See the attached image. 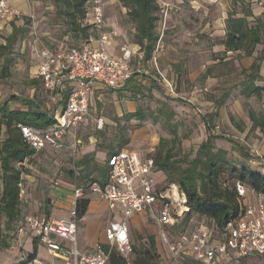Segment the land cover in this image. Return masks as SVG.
Here are the masks:
<instances>
[{"label": "rangeland", "instance_id": "374dc122", "mask_svg": "<svg viewBox=\"0 0 264 264\" xmlns=\"http://www.w3.org/2000/svg\"><path fill=\"white\" fill-rule=\"evenodd\" d=\"M5 1L10 10L14 12L10 19L14 18V24L19 28V31L8 51L7 60L0 58V105L10 100L11 96H16L30 99L41 109L48 110L52 105L46 99L42 81L35 77L36 53L41 48L57 49L58 47L80 46L84 43V39L80 32L73 29L69 18L60 13L51 0ZM175 8L176 6H174V10H172L174 13L169 19L172 22L178 21L185 13L180 12L179 9L176 11ZM104 12L110 26H113L111 28L117 32L115 38L117 53L122 54L123 47L136 46L133 41L135 29L128 20L126 8L123 7L121 1L104 0ZM185 14L190 13L187 11ZM197 16L199 18V15ZM159 17L160 19L156 23V32L159 38L152 59L143 61L137 55L131 62L134 68H139L142 72L136 75L135 83H132L139 88L137 96H133L130 90L95 92L88 118L76 130L66 135L68 145L73 143L76 138L80 140L78 146L61 150L46 147L18 165L25 169L21 175L20 184L21 218L42 212V208L45 207L46 200L50 196L49 190L56 187L70 190L73 186L84 183L85 180L95 178L98 171L105 168V155L110 152L111 148L118 149L117 141L112 140L114 138L118 141L121 138L128 139L125 148L144 151L148 146L150 136L156 134L159 139L167 138L170 141L174 146L175 158L185 160L182 166L188 165L189 161L194 158H199L203 163L206 156L199 154L198 149L208 134L203 122L205 116L208 117L211 125L210 133L215 136L212 152L219 149L225 150L228 161L236 168L242 166L251 169L264 168V135L258 129H250L251 123L248 117L249 110L256 113L264 111V93L261 97H246L241 93L242 89L237 84L241 73L238 72L232 60L218 63L219 66L216 65L212 68L211 76H206V69L215 60V54L203 53V48L208 47L209 49L210 47L207 43V45H203V38H200L203 35L198 34L197 41H194V36L190 35L178 33L174 36L173 34L178 30L170 27L165 28L164 15L161 10ZM86 22V20L82 21V25L85 26ZM191 26V30H196L199 23L192 22ZM2 27L0 42L4 43V38L12 32V25L9 23L3 26L2 23ZM170 30H174V33H166ZM163 44L165 45L163 46ZM167 44L170 45L169 56L161 54V58L165 60H160L158 55L163 49L167 50ZM171 56L177 60V68L167 66L169 59L166 58ZM224 56L222 53H217L219 60H223ZM6 61L9 63V68L6 75L2 76V67ZM223 65L225 67H222ZM156 67L162 72L166 71L173 79L179 93L178 97H168L164 94L165 92L158 91L152 84L149 74L154 72ZM189 70L196 76L192 81L188 77ZM225 93H228L226 97H224ZM10 105L12 108H24L18 100L9 101ZM138 107L145 114L142 121L126 117V114L135 112ZM100 118L103 121L101 127L96 123ZM173 132L176 133V138ZM241 150L244 151V154L241 153ZM91 153H94V157L90 166L94 165V168L87 172L89 175L86 177L80 172L77 162L85 154ZM198 170H201V167ZM157 175L159 176V173ZM252 194L251 191L248 192L249 197ZM252 198L254 200V197ZM57 205L60 204H54L53 210L58 214ZM135 216L140 218L136 223H134ZM146 216V213H141L133 215L131 218L135 248L138 250L143 242H146L149 237H153L157 255L152 264H160L163 261L173 264L168 248L162 240L160 227L151 222H147L149 227H141L142 221L146 222ZM198 222L195 215L186 216L172 235L178 236L182 232L189 234ZM19 225V222L11 223L10 227H6L5 223L2 225L5 234L8 235L10 247L0 251V264H21L24 256L32 251L35 241L29 235H18ZM105 229V226H98L99 236ZM100 238L97 246L105 243V239ZM77 243L78 247L82 249L78 233ZM86 249H92V247ZM102 250L108 251L105 245L102 246ZM37 253L39 257L47 258V254L40 244H37ZM258 258L251 257L249 259ZM175 264L202 263L196 261L192 255L184 254L178 258ZM255 264L263 263L258 261Z\"/></svg>", "mask_w": 264, "mask_h": 264}, {"label": "built area", "instance_id": "2783aa9c", "mask_svg": "<svg viewBox=\"0 0 264 264\" xmlns=\"http://www.w3.org/2000/svg\"><path fill=\"white\" fill-rule=\"evenodd\" d=\"M157 2L162 3L164 16L174 9V4L170 2ZM88 4L92 33L83 44L71 48H41L36 53L35 77L42 81L47 100L55 109L54 121L46 128L18 124L24 141L35 150L67 148L66 135L88 118L94 92L101 88L119 89L142 73L131 63L137 46L123 47L121 56L109 53L108 48L116 44L117 32L108 26L104 0H89ZM13 13L7 2L0 0V28ZM149 77L166 95L172 98L179 96L174 81L159 68L156 67ZM96 123L101 127L102 118ZM79 143L80 140L75 138L70 147L75 148ZM150 143L149 155L145 158L128 148L106 156L108 176L105 183H92L86 190L97 199L106 201L111 211L122 216L121 221L110 222L106 227L105 243L91 250L78 247L77 205L85 199L86 191L81 186H75L68 216L57 215L53 210L50 213L40 212L25 216L18 226V235L31 236L47 254L48 259H43L36 253L28 264H106L112 251L131 264L133 243L127 219L146 212L152 213L160 227L173 264L184 254H190L204 264H253L248 263L251 257H259L256 262L264 263V193L252 192L249 197L246 185L236 181L235 190L244 203L236 218L220 231H215L206 221H199L191 233L182 232L173 236L190 211L187 195L177 182L165 180L163 184L157 183L153 174L156 169L153 154L159 137L152 136ZM103 245L107 247V252L102 250ZM27 259L28 254L23 260Z\"/></svg>", "mask_w": 264, "mask_h": 264}, {"label": "trees", "instance_id": "16d2710c", "mask_svg": "<svg viewBox=\"0 0 264 264\" xmlns=\"http://www.w3.org/2000/svg\"><path fill=\"white\" fill-rule=\"evenodd\" d=\"M60 13L66 15L74 30L82 34L84 42L92 33V24L90 23L89 0H51ZM123 7L126 8L128 20L133 24L135 32L133 41L138 50L134 57L139 55L143 61L152 59L158 41L156 32V23L160 19L159 11L161 10L157 0H120ZM239 8V9H238ZM241 13L242 16H237ZM251 18V19H249ZM14 19V18H13ZM13 19L5 20L4 25L11 23L12 32L4 38L5 42H0V58L7 60L8 51L12 46L19 28L14 24ZM86 20L87 24L82 25ZM226 35L222 41L225 51L234 53L241 51L244 55H252L257 45H264V18L255 17L251 9V1L231 0V11L225 20ZM3 28V27H2ZM0 28V35L2 33ZM78 47V46H75ZM224 56V57H225ZM264 61V49L254 62L247 69L241 68L242 80L238 86L242 89V94L246 97H261L264 93V86L256 85L261 81L260 75L261 62ZM8 61L2 67V76L8 71ZM212 74V68L206 69V76ZM134 78L129 80L117 92L130 90L133 96H137L139 88L135 85ZM158 91L164 92L160 87L152 82ZM133 88H130V87ZM44 89V88H43ZM47 99V92L44 90ZM165 94V93H164ZM166 95V94H165ZM228 93L224 94L226 97ZM168 96V95H166ZM169 97V96H168ZM18 100L24 108L12 109L9 101ZM48 110L41 109L30 99H22L11 96L10 100L0 105V251L9 249L10 243L8 235L5 234L3 223L10 227L13 222H23L24 218L20 216V184L21 175L25 172L24 168L18 165L24 163L39 151L33 149L24 141L18 124H27L36 128H46L54 121V107L49 106ZM127 118H134L142 121L145 117L142 109L138 107L135 112L126 114ZM248 117L251 123L250 129L256 130L264 135V111L256 113L253 110L248 111ZM207 129V138L203 141L198 149L199 154L206 156L203 163L199 158L189 161L188 165L182 166L185 160L175 158L174 146L167 138L159 139L156 152L153 154L154 163L157 169L163 171L166 180L177 182L187 195V205L190 209L187 216L195 215L198 221H206L213 226L215 231H220L229 221L236 218L242 210L244 203L243 198L238 196L235 190V182L241 181L246 185L247 191L264 193V172L262 169H251L242 166L236 168L226 157L225 150L219 149L212 152L214 137L211 132V125L208 117L203 118ZM176 138V133L173 132ZM117 141L118 149L113 150L106 156L124 149L128 139H112ZM244 154V151L241 150ZM94 153L85 154L77 165L81 167V172L88 177L89 170H93L94 165L90 166ZM201 167V170L198 168ZM108 176V167L98 171L95 178L85 180L79 186L88 190L92 183L104 184ZM89 200L82 199L77 205V219L84 216ZM52 206L50 199L46 200L42 212L50 213ZM147 242V243H146ZM142 246L135 248L133 244V253L131 264H152L156 257V247L153 237H149ZM32 246V251L28 253V259L23 260L21 264H28L29 259L37 253V243ZM107 264H127L126 261L116 252L109 254Z\"/></svg>", "mask_w": 264, "mask_h": 264}, {"label": "crops", "instance_id": "0c3cea01", "mask_svg": "<svg viewBox=\"0 0 264 264\" xmlns=\"http://www.w3.org/2000/svg\"><path fill=\"white\" fill-rule=\"evenodd\" d=\"M162 1L163 2H170V3L174 4V6H176V8H175L176 11L179 9L180 12L183 11L186 13L188 11L190 13L188 15H186L184 13L182 18H180L178 21L175 20L174 22L169 20L172 17L171 14H173L174 11H172L171 13L164 16L165 28L167 29L170 27V28L178 30L177 33L176 32L174 33V30L166 31V33L173 32L174 36H175V34H178V33L184 34V35L194 36V39H193L194 41H197L196 37L198 36V34L203 35L200 37V38H203V45H205L207 43L210 46L209 49H208V47L203 48V53L206 54L207 52H210V53L215 54V60L212 61V64H214V65L211 64V66H208V67L213 68L216 65L219 66L218 63H221L223 61L225 62L226 60H232V62H234V66L238 69V72L240 73L241 68H243V69L249 68L251 66V64L254 62L255 58L258 57L260 52L264 49V45H257L255 47L253 54L249 55V56L244 55L241 51H240L241 53H239L238 51H236L234 53L228 51L226 53V57H224L223 60L218 59L217 53L223 54L225 51V47H224L222 41L224 40L225 35H226L225 20L227 18L228 13L231 11V0H188L189 1L188 3H187V0H162ZM246 1L247 2L251 1V9H252L253 15L255 17H261L263 19L264 18V0H246ZM158 5L161 8V12H163L162 11V3L158 2ZM197 15H199V18ZM237 16H242V14L238 13ZM249 19H251V18H249ZM192 22H194L195 24L199 23V26L197 28H195L196 30H191V28H192L191 23ZM107 23H108L109 27H113V26H110L108 20H107ZM164 45L165 44H163V46ZM115 47H116V44H112L108 48L109 53L111 55H114V56H121L122 54L117 53V51L115 50L116 49ZM169 47H170V45L167 44L166 45L167 50H165V49L162 50V52L165 51V53H162V52L159 53L158 57L160 60H165V59L161 58L162 57V56H160L161 54L162 55L164 54L165 56L166 55L169 56L168 55V52H169L168 48ZM166 59H169L168 60L169 62H167L168 67L172 68V66H173V68H177V60L173 56H171L170 58H166ZM163 65H165V64H163ZM222 67H225V66L223 65ZM163 73H165L170 79H172L167 74L166 71H163ZM188 73H189L188 74L189 80L190 81L194 80V78L196 77L194 75V73L191 72V70H189ZM260 75L262 77V80L259 82L257 81L256 85L264 86V61L261 62ZM209 76H211V75H209ZM240 77L241 78L238 80L237 84L240 83V81L243 78V75L241 74ZM103 90H112V89H102L101 88V89H97L95 92L97 93V91H103ZM117 90L118 89L114 90V92H117ZM95 92H94V94H95ZM94 94L91 96V99H90V107L92 105V99H93ZM10 108H12L11 105H10ZM12 109H17V108L14 107ZM154 135L157 136L156 134H152L150 136L146 150H144V151H138L135 149H130V150L137 152V154H139V156L141 158H145L146 156L149 155V149L151 146L150 139ZM65 142H66L67 148H69L70 145L72 144V143H70L68 145L67 143H69V142H67L66 138H65ZM105 158H106V155L104 157V164L106 167ZM79 169L81 170V167H79ZM157 173H159V176L157 175ZM153 174H154L158 184H163V182L166 180V175L163 173V171H161L157 168L155 169ZM56 184H57V182H56ZM74 187L75 186H73V188ZM72 189L69 190V189H66L64 187H56L54 189L49 190L50 191L49 199L51 202L52 210L54 209V204H58V203L60 204V205H57V207H56V210L59 212L58 214L56 213L57 215L68 216ZM84 198L88 199L89 203H88V207H87V210H86L84 216H82V218H80V219H77L78 235H79V239H80L82 246H83V248L81 250H91V249H86V248L92 247V249H95L97 246V243L100 242V240H101L100 237L104 238V231L99 236L98 230H97L98 226L101 225L102 227L103 226L107 227L110 222L121 221L122 216L118 213L111 211L109 209L106 201L97 199L94 195L89 193V191H86ZM134 215H137V214H134ZM146 215H147L146 216V222L142 221V224H140L141 227H145V228L149 227L150 226L148 224L149 222L156 224L151 212H146ZM132 216H130L127 219V223L129 226L130 238H131L132 243L134 244V241H133L134 240L133 221L131 222ZM134 218H135L134 223L138 222V219H140V218H138V216H135ZM256 261H257L256 259L248 260V263L255 264ZM201 263L204 264L203 262H201Z\"/></svg>", "mask_w": 264, "mask_h": 264}]
</instances>
